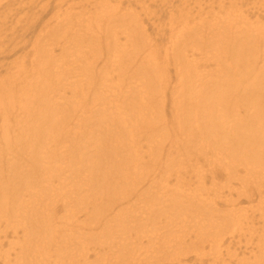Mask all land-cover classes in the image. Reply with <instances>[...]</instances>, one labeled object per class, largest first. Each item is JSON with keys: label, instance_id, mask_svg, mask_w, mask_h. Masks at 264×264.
I'll use <instances>...</instances> for the list:
<instances>
[{"label": "bare ground", "instance_id": "bare-ground-1", "mask_svg": "<svg viewBox=\"0 0 264 264\" xmlns=\"http://www.w3.org/2000/svg\"><path fill=\"white\" fill-rule=\"evenodd\" d=\"M239 12L232 14L226 10L219 23V17H216L215 23L207 24L209 28H205L206 34L200 30L203 26L201 22L191 25L187 21L188 25L183 23V30L169 36L166 50H176L173 56L177 59L175 83L171 87L175 96L172 107H169L170 123L177 130H172V126L168 125L163 114L164 108L162 112L159 106L154 110L151 106L150 112L145 113L143 107L149 104L148 100L144 101L147 91L153 92L150 96L152 105L154 92H158V88H153L155 82L163 85V89L169 85L164 74H156L161 66L155 65L147 39L140 42L133 36L130 40L126 38L121 46L118 42L115 44L120 52L121 48L126 49L129 45V48L143 52L148 49L151 53L149 55L146 51L144 57L140 54L137 64L131 62L129 67L123 68L128 79L127 88L131 90L120 97L122 100H107V90H104L105 83L107 87L112 79L104 71L108 61L112 66L118 60L108 57L111 45L108 38L104 39L106 59L98 58L102 55L100 51L88 47L89 51L85 55L76 51L77 60L72 64L64 55L58 64H49L48 61L52 62V59H47V56L53 55L52 50H49L47 53L42 52L47 59L45 62L40 57L32 56L26 74L24 71L14 76L9 73L0 79V239L3 238L6 247L2 250L0 241L2 264H41V257L50 254L55 247H58L57 255L61 258L62 248H65V252L69 248L71 252L73 247L70 246L75 242H90L87 237L90 225L98 230L99 238L116 240L115 244L106 246L107 260L95 253L93 264H140L133 250H129V237L133 231L129 228H135L136 223L139 226H155L160 221L164 229L172 221L168 215L175 213L187 219L189 209L185 210L186 206L192 208V215L188 219L193 221L215 212L211 206L212 198L204 197L196 188L188 191V185L185 184L171 190L164 187L165 192L158 195L153 191L142 190L141 185L151 183L155 175L146 174L149 180L138 172V166L145 168V172L158 169L169 173L173 166V155L195 153V158L201 159L205 165L196 168L198 185L204 182L203 168L209 171L211 182L216 177L214 169H218V174L221 172L225 175L229 190L238 192L236 199L240 203L248 205L254 202L253 198L258 199V205L261 206L258 208L263 213L259 217L264 220V124L251 127L238 120L236 126H230L231 136L223 143L222 138L226 135L223 123L213 118L208 123L205 118L211 112L212 115H219L221 111L231 115L233 111L229 109H237V113L254 111L253 118L259 115L257 110L262 109L264 112V31L258 22L249 23ZM103 19L104 15H99V20ZM72 22L67 18L64 28L68 29ZM249 26L254 27H250L248 34L241 31L243 27ZM89 30L80 31L85 36L75 42H67L64 54L80 48L79 45L83 43L78 42L89 38ZM140 33H144L143 28L137 36ZM91 41L94 40L89 38L86 44L92 45ZM208 48L210 52L205 51ZM88 53L89 58L86 56ZM82 58L86 60L83 62ZM223 58L229 60L224 67L220 65V61L224 63ZM187 59L192 65H186ZM211 63H214L213 68ZM45 65L48 70L52 67L50 73L45 70ZM57 68L65 70L69 78L73 72L77 80L84 81L79 84L76 80L75 85L72 84L70 89L73 96L68 97L67 106L63 105L64 93H60L57 88L67 77L64 72L55 71ZM242 69L248 71L247 75L241 76ZM87 72H93L97 77L88 76ZM146 72L150 74L147 75L150 76V82L143 84V78L139 76ZM52 73L55 76H51ZM63 91H68L67 83ZM184 92L188 99H184ZM51 95L61 102L53 103ZM190 118L194 122L199 120L201 124L189 125ZM139 126L141 128L133 132L140 133L142 130L146 134L151 127V131L146 134V145L150 147L149 153L146 152V162L141 160L140 147L133 146V139L124 141L128 144L126 150L118 152L121 147L116 146L122 143L118 140L122 131L130 132V128ZM168 128L173 134L171 149L174 147L175 154L168 148L162 162L163 149L159 142L169 136ZM195 143L199 144L198 153L194 149ZM61 160L65 163L59 162ZM39 171L43 176L37 181L32 173ZM49 171H52V176L47 174ZM55 171L58 176L68 173L64 188L52 182V178L57 177ZM238 173H243V176L240 177ZM67 192L74 195L75 206L70 210L68 205L63 206L65 212L61 210L57 217L52 210V205L57 202L54 199L65 196ZM130 196L150 200L151 204L143 209H147V212L142 211L144 216L135 215L136 218L118 213L122 202L125 200L128 203ZM151 199L155 201L153 205ZM89 204L91 210L93 205L98 204L107 211L105 214L102 211L97 215V211L89 214ZM107 218L115 222L108 228L100 221ZM54 219L58 222H54ZM253 220L251 218L250 223ZM123 230L127 233L124 234ZM219 243L215 241L216 245ZM10 254H13L12 262L9 260ZM146 259L149 263L148 256Z\"/></svg>", "mask_w": 264, "mask_h": 264}, {"label": "rangeland", "instance_id": "rangeland-1", "mask_svg": "<svg viewBox=\"0 0 264 264\" xmlns=\"http://www.w3.org/2000/svg\"><path fill=\"white\" fill-rule=\"evenodd\" d=\"M226 10L231 11L232 14L235 11H240L239 14L244 19L252 24L258 22L264 31V0H3L0 4V79L6 77L9 73H12L14 76L24 71L26 74L28 72L26 68L29 67L31 63L29 61L33 59V55L42 58L43 62L47 59H52V62L48 61L49 64L59 62L64 55L70 61V64H72L77 58L76 51H81V54L85 55L89 51L88 47H91L93 51L98 50L102 54L98 58L106 59L107 52L104 50V39L108 38V42L111 44L109 46L108 57H114V59L117 58L118 60L112 66L108 61V67L104 71L108 76H112V79L107 87L105 83L104 90H107V100H122L120 97L131 90L127 88L128 79L123 72V68L129 67L131 62L137 64V57L140 54L144 57L143 53H146V51L149 55L151 53L148 49L143 52L139 49L129 48V45L126 49L121 48L120 52L115 44L118 42L121 46L125 40H130L133 36L137 39L136 41L140 42L147 39L151 45L150 49L154 54L152 59L155 65L161 66L159 71H156V74H164L165 80L169 82V85H166V89H163L161 88L163 85L156 84L155 82L153 88H158V92H154L152 105L150 96L153 92L149 93L147 91L144 95V101L148 100L149 104L143 107L146 109L145 113L150 112L151 106L153 110L157 106L160 107L161 111L164 108V112H162L163 114L165 113L164 116L168 121V125H171L170 121L172 118L169 107H172V99L175 96L171 87L175 83L174 68L177 59L173 56L176 50L173 52L166 50L169 36L180 29L183 30L185 28L184 22L187 25L188 22L191 25H194V22H201L203 26L200 30L206 34L208 32L205 31V28H209L207 24L215 23L216 17H219L217 19L219 23L225 16L224 12ZM99 15H104L102 21L99 20ZM67 18H70L73 22L68 29H65L63 24ZM86 25L89 27L86 28ZM250 27L254 26L243 27L241 31L248 34ZM141 28H143L144 33H140L137 36ZM84 29H90L88 35L90 39L94 40L91 41L92 45L86 44L89 39L86 38L78 42L82 41L83 44L79 45L80 48L73 49L75 53L71 50L72 53L64 54V49H67V42H75L76 39L84 37L85 35L80 33ZM192 41L195 43V40L192 39ZM100 46L101 48L98 49ZM188 47L192 48L191 46ZM49 50H52L53 55L47 56L46 59L43 53H47ZM209 50L208 48L205 51L210 52ZM86 56L89 58L90 53L86 54ZM85 60L81 59L83 62ZM223 60L224 63L220 61V65H223L222 67L226 66V63L229 61L226 58H223ZM144 61H146L145 58ZM188 61L190 59L186 60V65H192ZM210 65L213 68L214 63ZM46 67L47 65H45V70L47 73H50L52 67H50V70ZM185 68L187 69V66ZM187 70L189 71L190 69ZM55 71L66 72L59 68ZM247 72V70L242 69L241 76L247 75ZM71 73L70 78L65 73L64 76L67 77V80L60 82L57 86L59 92L65 95V102L63 103L65 106H67L68 97L73 96L70 88L75 85V81L77 80L75 73ZM87 75L97 77V74L93 72H87ZM147 75L150 74L146 72V74L139 76L143 78L141 83L147 84L150 82V76L148 77ZM51 76H55V74L52 73ZM237 77L240 78V75ZM66 83L68 91L64 92L63 88ZM77 83H84V81L80 79L77 80ZM84 93L87 92L84 91ZM137 97L139 98V96ZM183 97L184 99L189 98L185 92ZM50 99L53 103L61 102L57 98H53L52 95ZM192 103L194 104L193 101ZM228 111L233 112L231 115H226L222 111L219 115H212V112L208 113L207 116L205 115L208 123L210 118L223 123L222 127L226 129V135L222 138L223 143L226 138L231 136L232 129L230 126H236L238 120L243 122V124L248 123L251 127H259L264 124V112H262V109L257 110L259 115L255 118H253L254 111H246L245 113H237V109H229ZM221 115L222 119L220 118ZM196 123L201 124L199 120L194 122L193 118H190L189 125H195ZM171 126L172 130L178 129L175 125ZM140 128V126L130 128V132L122 131L121 136L118 138L122 143L116 146L121 147L118 152L126 150L128 144L124 141L130 138L133 139V146L135 148L140 147L139 154L141 160L146 162V152L149 153L150 148L146 145V134L151 131V127L146 134L142 130L140 133L133 132V130ZM168 130L169 136L159 142L163 149L161 155L162 162L168 148L172 154H175L174 147L171 149L173 134L169 128ZM195 146L194 149L198 153L199 144L195 143ZM129 148L131 147L129 146ZM195 155V153H186V155L171 156L173 166L169 173H163V171H159L158 169L152 172L150 170L149 172H145V168L138 166V172L141 175L144 174L146 178L149 179L146 176L148 173H152L153 176L155 175L151 183H143L141 188L149 192H156L158 195L165 192L164 187H169L171 190L176 187H183V184H185L188 185V191L196 188L197 192L203 194L204 197L212 198L211 206H213L215 212L207 215L204 219L193 221L188 219L192 215V208L186 206L185 210L189 209L187 219L179 217L175 213L168 215L172 221L165 225L164 229L160 221L155 226H145L144 222L143 226H139V223H136L135 228H129L133 230L129 237V250H133V254L140 264H237L238 262L244 264H246L245 262L264 264V220L259 217L260 213L261 215L263 213L261 208H258V199L253 198L254 202L248 205L240 203V200L236 199L238 192L229 190V185L227 186L225 183V175L221 172L218 174L216 172L218 169H214L216 177L213 180L214 182H211L209 181V171L203 168L205 171L203 172L205 176L204 182L202 185H198L196 168L199 166L204 167L205 164H203L200 158H195ZM211 160L215 159L212 158ZM59 162L65 163L62 160ZM51 172L49 171L47 174L52 176ZM200 172H202V168ZM54 173V175L58 174L56 171ZM32 174L37 177V181L38 178L41 179L43 176L40 171ZM64 175L62 173L60 176L57 175V177L52 178V182L64 188L65 181L68 180V173H64ZM238 175L242 177L243 173H238ZM138 182L141 183L139 179ZM247 191L250 192L248 187ZM73 197V194L70 195L67 192L65 196L54 199L57 202L52 205V210H54V214L57 217L60 215L61 210L62 213L65 212V209H62L63 206L68 205L69 210L74 208L75 202ZM94 198L98 203L99 200L96 195H94ZM154 202L152 200V205ZM147 204H151L150 200L130 196L128 203L125 200L122 202L118 213L122 216L136 217L135 215L139 216L142 214L144 206L147 207ZM89 207V214L94 211H97L95 215L101 211L102 214H105L107 211L106 208L100 207L98 204L93 205L92 210L91 204H89ZM144 212H147V209ZM111 215L113 214L111 213ZM142 216L144 215L142 214ZM163 216L160 215V217ZM251 218L254 219L252 223H250ZM100 221L101 223H105L106 228L115 223L114 220L110 222L108 218L100 219ZM54 222L58 221L54 219ZM193 224H197L200 227H195ZM95 226L98 227L96 223ZM90 227L89 234H86L87 237L89 236L90 242H86V240H82L81 244L75 242L70 246L73 247L71 252L68 251L69 248L66 252L65 248H62L63 255L61 258L57 255L58 247H55L52 251L53 254L51 252L41 257L40 263L74 264L73 262L76 260L75 264H93L94 262L92 261L96 260L95 253L99 254L100 258L107 260L106 246L115 244L116 240L109 238L101 239L99 238L98 230L91 225ZM123 233L126 234L127 231L123 230ZM0 241L2 250H5L3 238ZM215 241H219L220 243L216 245ZM102 247L104 248L102 249ZM147 256L150 259L149 263L146 259ZM71 258L74 260H68ZM9 260L10 262L14 260L13 254H10ZM0 264H2V259H0Z\"/></svg>", "mask_w": 264, "mask_h": 264}]
</instances>
